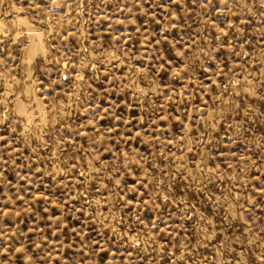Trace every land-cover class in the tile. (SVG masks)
<instances>
[{
    "label": "rangeland",
    "instance_id": "374dc122",
    "mask_svg": "<svg viewBox=\"0 0 264 264\" xmlns=\"http://www.w3.org/2000/svg\"><path fill=\"white\" fill-rule=\"evenodd\" d=\"M0 264H264V0H0Z\"/></svg>",
    "mask_w": 264,
    "mask_h": 264
}]
</instances>
